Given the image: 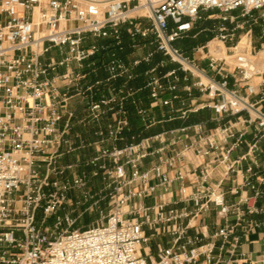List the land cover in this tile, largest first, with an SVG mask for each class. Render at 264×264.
I'll use <instances>...</instances> for the list:
<instances>
[{
    "label": "built area",
    "instance_id": "built-area-1",
    "mask_svg": "<svg viewBox=\"0 0 264 264\" xmlns=\"http://www.w3.org/2000/svg\"><path fill=\"white\" fill-rule=\"evenodd\" d=\"M201 22L212 27L193 37H212L186 55L174 44ZM88 36L105 42L87 47ZM125 37L155 51L127 63ZM261 57L264 0H0V264H255L242 247L254 234L264 241ZM77 96L88 112L78 122ZM204 110L213 128L142 133ZM91 121L97 156L87 174L79 160L63 162L86 147L79 134L71 141L74 126ZM97 176L103 188L93 193ZM95 207L99 220L75 228Z\"/></svg>",
    "mask_w": 264,
    "mask_h": 264
},
{
    "label": "rangeland",
    "instance_id": "rangeland-1",
    "mask_svg": "<svg viewBox=\"0 0 264 264\" xmlns=\"http://www.w3.org/2000/svg\"><path fill=\"white\" fill-rule=\"evenodd\" d=\"M232 14L234 15H238L239 11L233 12ZM71 25H76V23H73ZM145 25L146 22H145ZM207 27H212V22H201L198 24L196 30L192 33H190V35L188 37H184L183 39L178 40L174 46L176 48L181 49L182 51L185 52L186 55H192L194 48L197 47L200 44L205 43L208 39H210L212 37L211 33L208 32H201L199 33L198 37H193L194 34L198 33L200 31V29L203 28H207ZM260 29L256 28V34H259ZM105 42L102 39L99 40H95L92 36H88L87 37V43L86 46L90 47L92 46L94 43H98L101 44ZM113 46H111V48H109V50L106 51H102V53H99V55H110L111 54V50H113ZM155 51V47L154 45H151L150 42H147L143 39H141L140 37L137 38V40L135 42L130 41L127 37L124 38V50L123 51H119V55L123 56L124 59L126 60L127 63H132L135 60L139 59L140 55L141 56H146L149 55V53H152ZM60 51L58 49L53 50L52 54H56L53 56L59 55ZM108 59V57L106 58ZM173 67V66H171ZM170 67V68H171ZM95 68H97V71L95 72L96 75L94 76L95 80H104V78L106 77V73L104 72V70L100 69L98 66H95ZM119 84V83H117ZM72 101H77L79 103V105H82L83 110L81 112L80 115H78V119L77 122L86 118L88 116V112L87 109L83 103V98L82 96H77L75 98H73L71 100ZM111 120V117L108 114H105L103 116V119H101V124L104 126L106 124H108ZM77 126L81 127L82 129H86V136L84 137L83 134H81V132H78L79 135H81L83 141H84V145H86L85 148H81L79 150H77L75 153H72L70 155H68L65 158V161L63 162L64 164H72L75 163L79 160V171L81 172H86L87 174H90V172L94 171L95 169L92 168V166H87L86 162L94 157L97 156V152H96V148L95 145H91L89 146V144H94L97 141V136H95V132L98 128V123H94V122H90V124H88L87 126H83L82 124H76ZM169 126L167 125L166 128H168ZM161 126H158V128H156L154 131H159L161 130ZM76 135L73 134V132L70 133V138L71 141L74 142L75 144L79 145V139L75 138ZM108 142H106L107 144ZM111 146V143L110 145ZM100 176L97 177H92L91 179V184H90V189L92 190L93 193H97L99 190H101L103 188V183L102 181L99 179ZM70 197L73 199V204H70L69 206H67V208L71 211L77 209L76 205H75V200L80 199L82 197V193L74 191L70 193ZM90 204L85 205L82 209L81 212H83L85 210V208H87ZM99 206L101 207V209H106L108 207V204H103L102 207V203L99 204ZM106 213V211H105ZM41 215L42 213L39 214V219H41ZM78 215V209L77 211H75L74 216L75 218ZM99 220V214L97 213V209L95 207V209L93 211H88L85 212L82 216H80L78 218L77 224L75 226V228H87L89 225L95 223L96 221ZM54 223V218L50 219L48 221V224L52 225ZM160 240L155 239L152 243L151 246H156L157 241Z\"/></svg>",
    "mask_w": 264,
    "mask_h": 264
},
{
    "label": "crops",
    "instance_id": "crops-1",
    "mask_svg": "<svg viewBox=\"0 0 264 264\" xmlns=\"http://www.w3.org/2000/svg\"><path fill=\"white\" fill-rule=\"evenodd\" d=\"M205 43L203 44H200V45H204ZM52 55H56V54H52ZM189 56H193V55H189ZM196 58H199L198 56ZM162 57L161 55H157L156 56V60H161ZM205 64V63H204ZM144 68L146 67H139L138 68V71H142ZM195 100L197 101H200V100H204V98L202 97H197ZM195 100H193V102H195ZM189 103V102H188ZM70 108L75 111L78 115L81 114L82 110H83V107L82 105H79V103L77 101H72L71 104H70ZM212 117V114L209 110H204V111H201L200 113L198 114H190L189 116V119H186V120H181V119H178V120H174V121H165L163 122V124L161 125V130H165V129H168V128H172V127H179V126H184V125H188L190 123H195V122H207V126L208 128H213L216 124L215 122H211L210 121V118ZM167 125L169 126L168 128ZM157 127H153L151 129H146L145 131H142L143 135H148V134H152L154 132H157V131H154ZM73 134L74 135H78L79 133L78 132H81V134H83V136L85 137L86 136V129H82L81 127L75 125L73 130H72ZM248 140L250 141L251 140V137L248 138ZM262 146L264 147V141H262ZM242 153V152H241ZM153 161L155 162L156 160L153 159ZM152 164V159H148L146 161V165H150ZM171 175H174V173L172 172ZM178 188V184L174 187V190H177ZM161 192L159 191L158 194H160ZM158 194L151 197L150 199H148L146 201V204H153L155 201H156V196L158 197ZM259 219H261L260 217H257ZM214 222H215V219H214V215L213 213L211 214V216L208 217L207 219V223L209 224V229L210 230H214L216 229L215 225H214ZM190 234L193 235L194 234V231H190ZM153 251L155 252L156 250V246H151ZM242 252L244 254H246V256H249V258L255 263V264H262L260 261H262L264 259V241L262 239V235L261 234H254L252 236V242L251 243H247V244H244L243 247H242Z\"/></svg>",
    "mask_w": 264,
    "mask_h": 264
},
{
    "label": "bare ground",
    "instance_id": "bare-ground-1",
    "mask_svg": "<svg viewBox=\"0 0 264 264\" xmlns=\"http://www.w3.org/2000/svg\"><path fill=\"white\" fill-rule=\"evenodd\" d=\"M246 43V37H243V41L242 44ZM210 47H211V53L215 54V55H220L221 53H223L225 51V46L224 44L220 43L218 40H214L210 43ZM260 66L262 69H264V58L261 57V63Z\"/></svg>",
    "mask_w": 264,
    "mask_h": 264
}]
</instances>
